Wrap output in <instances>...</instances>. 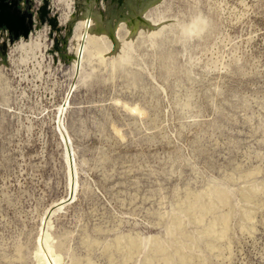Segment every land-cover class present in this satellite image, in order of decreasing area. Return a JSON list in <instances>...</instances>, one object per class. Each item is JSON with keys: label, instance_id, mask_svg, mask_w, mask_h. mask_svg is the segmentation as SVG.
Returning <instances> with one entry per match:
<instances>
[{"label": "rangeland", "instance_id": "rangeland-1", "mask_svg": "<svg viewBox=\"0 0 264 264\" xmlns=\"http://www.w3.org/2000/svg\"><path fill=\"white\" fill-rule=\"evenodd\" d=\"M84 2L0 0V264H264V0Z\"/></svg>", "mask_w": 264, "mask_h": 264}, {"label": "bare ground", "instance_id": "bare-ground-1", "mask_svg": "<svg viewBox=\"0 0 264 264\" xmlns=\"http://www.w3.org/2000/svg\"><path fill=\"white\" fill-rule=\"evenodd\" d=\"M96 2L97 0H86V2H84L87 8V16L83 23L82 36L80 41L81 44L78 47V51L79 56H81L82 53L86 50L88 51L90 58L93 56H97L102 62L107 54V51L98 47L97 41L108 30V26L103 25V22H101L99 15H97L94 11V4ZM63 111L64 108H61L60 113L62 114ZM73 184L75 186V182ZM50 238V235L46 233H44L40 237L37 256L39 258V261H43L44 263L53 264V261L54 263L60 264V254L58 255L55 253V249Z\"/></svg>", "mask_w": 264, "mask_h": 264}]
</instances>
